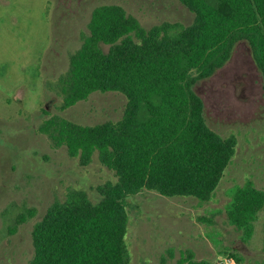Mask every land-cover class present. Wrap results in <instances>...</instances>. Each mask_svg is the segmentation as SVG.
Here are the masks:
<instances>
[{"label":"trees","instance_id":"1","mask_svg":"<svg viewBox=\"0 0 264 264\" xmlns=\"http://www.w3.org/2000/svg\"><path fill=\"white\" fill-rule=\"evenodd\" d=\"M178 1L194 14L191 25L146 29L120 5L96 7L68 73L48 84L63 99L61 111L96 92L121 93L127 104L121 120L95 126L45 112L50 118L39 130L53 147H66L82 166L97 153L117 181L99 188L98 203L82 191L53 203L34 226L30 264H130L128 197L148 190L206 203L217 191L238 141L209 127L196 87L247 42L264 89V0ZM263 211L264 191L252 182L234 191L227 215L244 242L253 238ZM179 264L211 263L183 253Z\"/></svg>","mask_w":264,"mask_h":264},{"label":"rangeland","instance_id":"2","mask_svg":"<svg viewBox=\"0 0 264 264\" xmlns=\"http://www.w3.org/2000/svg\"><path fill=\"white\" fill-rule=\"evenodd\" d=\"M101 5L124 7L146 29L166 22L188 26L195 18L178 0H57L42 62L18 64V74L10 71L12 63L0 64V264H30L34 226L53 203L72 191L85 192L98 203L99 188L117 181L97 153L82 166L39 130L49 115L82 126L117 122L124 115L127 99L121 93L96 92L61 111L63 99L48 87L68 73L70 56L89 34L92 12ZM196 91L209 127L224 138H237L235 157L209 202L148 190L127 198L130 264H179L183 253L211 264L221 256L237 264H264V211L247 243L227 215L238 187L252 182L264 191V89L249 44L239 43L227 65ZM29 214L34 215L14 231Z\"/></svg>","mask_w":264,"mask_h":264},{"label":"crops","instance_id":"3","mask_svg":"<svg viewBox=\"0 0 264 264\" xmlns=\"http://www.w3.org/2000/svg\"><path fill=\"white\" fill-rule=\"evenodd\" d=\"M55 1L0 0V64L12 63V74L19 73L18 64L34 67L42 62Z\"/></svg>","mask_w":264,"mask_h":264},{"label":"built area","instance_id":"4","mask_svg":"<svg viewBox=\"0 0 264 264\" xmlns=\"http://www.w3.org/2000/svg\"><path fill=\"white\" fill-rule=\"evenodd\" d=\"M214 264H237V263L230 256H221L216 259Z\"/></svg>","mask_w":264,"mask_h":264}]
</instances>
